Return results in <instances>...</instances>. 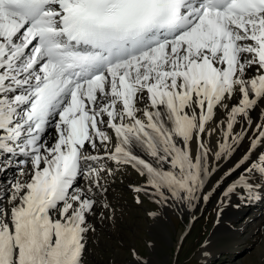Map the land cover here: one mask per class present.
I'll use <instances>...</instances> for the list:
<instances>
[{
    "label": "snow or ice",
    "instance_id": "obj_1",
    "mask_svg": "<svg viewBox=\"0 0 264 264\" xmlns=\"http://www.w3.org/2000/svg\"><path fill=\"white\" fill-rule=\"evenodd\" d=\"M117 182L184 221L175 264L264 203V0H0V264H87Z\"/></svg>",
    "mask_w": 264,
    "mask_h": 264
},
{
    "label": "rangeland",
    "instance_id": "obj_2",
    "mask_svg": "<svg viewBox=\"0 0 264 264\" xmlns=\"http://www.w3.org/2000/svg\"><path fill=\"white\" fill-rule=\"evenodd\" d=\"M130 176L133 177V182H138L139 177L134 174ZM127 182L125 180L124 184ZM132 197L133 194L117 182L111 196L112 203L116 206L115 222L106 220L98 233V239L90 240L87 264H130L133 260L132 248L150 264H175L172 245L176 242L184 221L169 213L171 223L163 220L153 221V224L152 218L147 217L145 211L133 203ZM147 207L150 205L146 202L145 208ZM216 207L215 201H212L201 210L191 235L184 242L179 264H200L201 244L208 241L212 245L214 232L220 230L217 226ZM247 208L245 207V211ZM184 219L187 220V217ZM220 236H217L219 242L227 243ZM263 241L264 238L248 237L240 244L231 243L227 248L220 247L210 259L212 264H264ZM259 245L262 247H257Z\"/></svg>",
    "mask_w": 264,
    "mask_h": 264
},
{
    "label": "bare ground",
    "instance_id": "obj_3",
    "mask_svg": "<svg viewBox=\"0 0 264 264\" xmlns=\"http://www.w3.org/2000/svg\"><path fill=\"white\" fill-rule=\"evenodd\" d=\"M129 178L134 181L132 176ZM153 221L154 220L152 219V222ZM217 226L220 230L214 232L215 238L212 240V245H210L214 253L220 247L227 248V246H229L231 243L240 244L242 240L246 238L248 239V237L254 236V239H261V237L254 234L257 233V230L264 229V203H259L248 207L247 211H245V207L240 209H229L219 218V223H217ZM220 235L225 238L227 243L222 244L219 242V238L221 237ZM217 236L220 237L218 238ZM217 244H220V246H217ZM262 244H264V241ZM257 247H262V245Z\"/></svg>",
    "mask_w": 264,
    "mask_h": 264
}]
</instances>
